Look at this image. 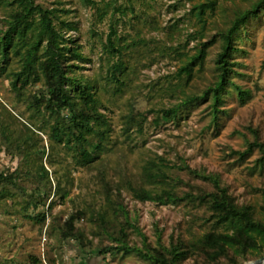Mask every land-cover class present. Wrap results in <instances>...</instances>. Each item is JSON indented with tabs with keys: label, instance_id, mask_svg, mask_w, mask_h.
Returning a JSON list of instances; mask_svg holds the SVG:
<instances>
[{
	"label": "rangeland",
	"instance_id": "374dc122",
	"mask_svg": "<svg viewBox=\"0 0 264 264\" xmlns=\"http://www.w3.org/2000/svg\"><path fill=\"white\" fill-rule=\"evenodd\" d=\"M3 1L0 0V27L12 9ZM97 1V5H86L82 0H36L46 7L62 9L58 11L60 16L79 27L69 35L80 41L90 59L78 61L80 67L76 69L97 80L106 104L103 111L113 124V148L105 154V161L76 164L67 146L54 142L50 128L32 115L28 99L13 89L7 73L0 70V172L17 174L10 192L0 196V264H150L135 251L98 254L100 246L114 244L105 234H96L99 229L92 221V212L99 211L106 202L101 172L107 173L114 186L121 187L130 217L138 225L129 227L132 245L149 250L161 243L169 245L178 236L190 239L211 230L213 222L208 219L211 212L199 200L158 204L134 196L130 185L140 180L146 160L158 155L168 160L171 174L180 180L177 189L181 194L213 190L214 183L202 174H219L239 203H252L258 209L264 205V166L257 160L262 152L256 148L245 158L236 152L247 149L249 141L255 140L253 129L261 132L264 141V8L237 36L239 50L232 58L234 72L219 106V123L214 120L210 92L206 98L181 107L174 119L162 113V121L157 123V115L151 113L143 127L135 124L128 136L124 126L131 110L149 111L183 101L182 93L168 88L171 81H178L183 64L182 56L171 47H181L192 54L201 39L210 42L204 66L196 70L186 87L189 94L208 91L218 73L220 42H212L213 35L226 26L234 9L246 7L254 0H219L221 9L208 15L206 24L193 12V6L204 0ZM99 7L109 8L105 18H101ZM113 26L117 27L120 45L133 44L126 56L131 65L128 83L120 92L114 84L107 85L105 45ZM236 84L252 92L244 104L240 102ZM41 85L40 82L30 85L25 90L27 96L36 93ZM27 125L32 128L31 134ZM41 125L45 127L42 130L37 128ZM6 127L11 139H16L14 142L6 140ZM44 147L48 151L45 155ZM42 162L50 170L52 185L41 181ZM59 183L69 189L67 196L55 193ZM35 187L48 191L39 197L42 201L37 209L27 204L28 192ZM78 210H85L87 215L77 218L75 226L93 241L85 249L79 244L83 238L67 241L62 234L66 221ZM43 211H48L46 221L31 216ZM88 238L85 243L89 246ZM249 256L247 263L258 259ZM180 264L231 262L223 257L211 263L197 255Z\"/></svg>",
	"mask_w": 264,
	"mask_h": 264
},
{
	"label": "trees",
	"instance_id": "16d2710c",
	"mask_svg": "<svg viewBox=\"0 0 264 264\" xmlns=\"http://www.w3.org/2000/svg\"><path fill=\"white\" fill-rule=\"evenodd\" d=\"M86 5H97V0H82ZM235 1V0H234ZM11 5L4 26L0 27V70L7 73L11 79L13 89L22 97L27 98L28 107L33 116H38L44 125L50 128L54 142L64 143L72 153L76 164L90 165L97 161H105L106 155L112 150L113 124L107 113L103 111L106 104L103 100L101 87L97 80L78 73V61L89 60L82 44L76 37L69 35L70 31L78 30L74 21L61 17L59 8H49L36 0H4ZM219 0L199 1L193 6V12L199 21L206 24L208 15L221 9ZM118 8V7H117ZM264 8V0H254L250 5L238 6L234 9L226 26L220 28L214 35L212 42H220V50L216 63L218 73L214 84L202 94H189L187 85L194 77L196 70H200L205 63L209 50V41H199L196 51L192 54L183 51L181 47H171L173 52L182 56L183 64L178 72V81H171L168 88L173 92L184 95L182 103L171 107L151 109L149 111L131 110L126 115L125 133L131 136V129L135 124L143 127L150 114L155 113V120L161 123V114L174 119L179 115L181 107L206 98L213 94L214 120L219 123V106L223 100L225 89L232 82L234 72L232 58L239 50L237 36L241 29L253 17L258 16ZM119 9H121L119 7ZM101 18H105L109 8L99 7ZM120 37L117 27L113 26L112 33L105 45L108 52L107 85L114 84L117 92L124 90L128 83L130 62L126 58L130 54L133 44L119 43ZM40 82L42 85L34 94L27 96L25 90L30 85ZM106 87V86H105ZM239 99L242 104L251 97L252 92L242 85L236 84ZM29 134L32 128L27 125ZM42 130L45 127H37ZM251 128V127H250ZM253 128H251L252 130ZM256 138L249 141L247 149L236 151L245 158L256 148L262 152L258 158L259 164L264 166V141L261 132L253 129ZM28 134V133H27ZM4 136L8 143L11 139L10 129L5 128ZM23 138V137H21ZM53 148V145H52ZM44 155L48 152L43 149ZM49 155L51 152L49 150ZM146 160L142 166L140 180L136 185L131 184L134 196L144 201L158 204L181 203L183 201L207 204L211 215L209 221L213 228L190 239L177 237L169 245L163 243L158 247L144 250L130 242L129 227L138 225L130 217V211L123 201L121 187L114 186L108 179L106 172H101L105 206L99 211L92 212V221L98 226V236L102 234L114 244L100 246L98 254L106 256L115 254L119 250L137 252L150 264H180L191 256H203L211 263L225 257L231 264H245L250 254L260 258L264 256V205L258 209L252 203H239L223 184L219 174H202L205 179L214 183V189H202L198 193L181 194L178 189L180 181L171 174V165L160 155ZM41 181L50 183V170L44 162L39 168ZM17 174L0 172V196L10 192V186L16 184ZM47 179V181H46ZM69 189L59 183L56 194L67 196ZM29 193V207H39L40 196L47 195V189L35 187ZM48 211L32 214L35 218L47 220ZM87 215L85 210H78L72 214L63 227L65 240L84 239L80 241L82 247L92 246L93 241L88 238L81 228L75 226L77 218ZM123 216L124 219H120ZM119 220V223L116 220ZM96 235V236H97ZM88 238V243L85 240ZM79 245V246H80ZM83 249V252H85ZM247 263V262H246Z\"/></svg>",
	"mask_w": 264,
	"mask_h": 264
},
{
	"label": "water",
	"instance_id": "95a60500",
	"mask_svg": "<svg viewBox=\"0 0 264 264\" xmlns=\"http://www.w3.org/2000/svg\"><path fill=\"white\" fill-rule=\"evenodd\" d=\"M263 261H264V256H262V257H260L258 259L252 260V261H250V262H248L246 264H258V263H261Z\"/></svg>",
	"mask_w": 264,
	"mask_h": 264
},
{
	"label": "bare ground",
	"instance_id": "6f19581e",
	"mask_svg": "<svg viewBox=\"0 0 264 264\" xmlns=\"http://www.w3.org/2000/svg\"><path fill=\"white\" fill-rule=\"evenodd\" d=\"M258 264H264V261H263V262H261V263H258Z\"/></svg>",
	"mask_w": 264,
	"mask_h": 264
}]
</instances>
